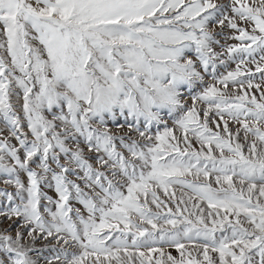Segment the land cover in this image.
<instances>
[{
    "label": "snow or ice",
    "instance_id": "snow-or-ice-1",
    "mask_svg": "<svg viewBox=\"0 0 264 264\" xmlns=\"http://www.w3.org/2000/svg\"><path fill=\"white\" fill-rule=\"evenodd\" d=\"M214 45L235 70L217 76ZM246 62L264 77V0H0V181L13 187L0 190V264H124L121 251L128 264H217L210 251L264 264V91L250 95Z\"/></svg>",
    "mask_w": 264,
    "mask_h": 264
},
{
    "label": "rangeland",
    "instance_id": "rangeland-1",
    "mask_svg": "<svg viewBox=\"0 0 264 264\" xmlns=\"http://www.w3.org/2000/svg\"><path fill=\"white\" fill-rule=\"evenodd\" d=\"M214 2L216 3H227L228 0H214ZM242 26H245L247 27L246 25H242ZM225 32L226 33H231V30L229 29H225ZM218 39L220 40L221 42V45H231V44H236V43H239V41L237 40H234V39H229L227 38V36H220L218 37ZM216 51L218 52H222V53H225L224 55L221 56V59H225L227 61V66H221L219 64H217V76L221 75V74H226L227 71H232V70H235L236 68V65L238 63L237 60H228L227 59V55H226V48H221L219 45H214ZM260 59V54H257L256 55V60L259 61ZM245 65H242L241 66V70L243 71ZM246 67L248 69H250L253 73H254V76L252 77L253 79V84H260L261 85V89H256L255 87H253L252 89H249V93L250 95L251 94H255L257 96V98L259 99L260 98V95H261V92L264 91V77H262V74L259 73V72H255V68H256V65L254 63H251V62H246ZM206 81L208 82H213V77L211 75H206ZM217 87H220L222 88L223 90V86L220 85L218 82H217ZM245 88H247V85L245 84ZM202 89V85H197L196 86V89L195 91H200ZM226 91L229 93V94H238L239 92H241L242 90L240 89V86L239 84H233L232 82H229L228 83V86H227V89ZM181 92H182V95L185 97V98H188V89L185 87H182L181 89ZM13 102L15 103L16 102V98L13 97ZM191 100L188 99V104L189 106H191ZM198 107H206V105H198ZM203 113H201V120H203ZM225 119H229L228 117H225ZM164 120L167 122V125L169 127H173V119L168 117L167 114H166V110H164ZM124 121H123V118H119L116 122H109V125L108 127L114 132V133H119L120 132V129L117 127L118 124H123ZM222 123V122H221ZM210 127H212L214 130H217L215 129V125L213 123H210L209 124ZM0 127H2V124H0ZM229 127L230 128H235L237 127V125L235 124L234 121H229ZM164 129V124H160V125H153L150 129V134L151 135H155V133L159 130V131H163ZM125 130H126V125H125ZM176 134L177 135H180L181 132L179 129H177L176 131ZM223 134V133H222ZM242 135V134H241ZM191 139V137H190ZM13 143H16L15 140L12 141ZM71 144V142H69ZM194 144L197 148H199V144L198 143H195L194 141ZM245 152L247 154V149H245ZM21 155H23V153L21 152ZM86 155H87V152H86ZM61 162L64 163L66 162V157L63 156V154H61ZM34 166V165H33ZM53 167H55V165L53 164L52 165ZM39 171V169H38ZM69 175V178L70 179H76L75 176H72L71 174H68ZM22 179L24 180L25 184H27V177L26 175L22 174ZM189 179H192V177H189ZM49 180H50V174H49ZM53 183V186L52 187H48L46 184L45 185H42V190L44 192H46L49 196H52L53 199H58V194L55 192V188H54V182ZM239 187V185H237ZM8 188V190H13V187L12 186H6L3 184L2 181H0V190H3L5 188ZM175 187V190H176V194H177V197H179L181 195V189L179 186H174ZM213 187H217V185H213ZM184 192H187L188 194H191L189 192L188 189H184L183 190ZM161 196L162 198L163 197V193H161ZM2 199V198H0ZM166 199V198H165ZM185 199H187V196H185ZM44 203H46V201H44ZM75 203V202H74ZM76 207H80V205L77 203L75 204ZM169 206H173V210H175L174 208V205H169ZM201 207H205L206 209V202H201ZM53 209H54V205H53ZM153 210H156L154 207H153ZM7 221L4 222L3 225H0V227H3V226H6L7 225ZM15 232V229L13 228V234ZM217 235H219V233H217ZM131 238L129 237V240ZM183 243H185V247L192 252V254L194 256H196L197 259H203V256H202V251H199L197 249V247L195 245H193L192 243L188 242V241H182ZM45 242L44 241H41V240H38L36 242L37 246H42ZM48 244L50 245H54L56 243V241L54 240H49L47 241ZM153 247H156V248H163L165 254H171L172 256L176 257L177 259L180 258V255H179V251L173 247V246H170V245H165V244H157V245H153ZM73 250H77V249H73ZM130 251H135L133 249H129ZM140 251H144L145 253H147V249L146 248H142L140 249ZM46 255L48 253H45ZM121 255V260L124 262V264H128V261H127V257L124 256V253L123 251H121L120 253ZM153 259L155 260L156 258H159V253H153ZM210 255L212 256L213 260L217 262L218 264V254L215 253V252H211L210 251ZM110 259V262L111 264H118V262L114 259V258H109ZM101 260H104V257L102 256L101 257ZM42 264H44V262H42ZM105 264H108L107 261H105ZM131 264H139V259L136 255L133 256L132 258V261H131Z\"/></svg>",
    "mask_w": 264,
    "mask_h": 264
}]
</instances>
